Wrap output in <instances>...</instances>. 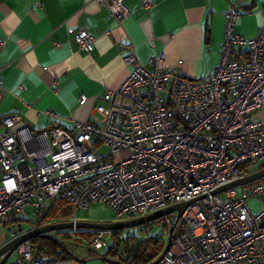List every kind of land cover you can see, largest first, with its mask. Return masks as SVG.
Masks as SVG:
<instances>
[{"label": "built area", "instance_id": "built-area-1", "mask_svg": "<svg viewBox=\"0 0 264 264\" xmlns=\"http://www.w3.org/2000/svg\"><path fill=\"white\" fill-rule=\"evenodd\" d=\"M95 2L117 20L129 13L123 0ZM150 4L142 0L144 7ZM223 15L219 61L211 73L187 77L162 66L161 54L141 62L130 45L123 60L131 69L94 105L96 114L40 132L48 138L44 156L36 153L39 144L30 146L15 130L19 115L0 112V225L9 218L7 239L47 223L76 221L79 210L95 203L117 220L206 193L183 209L155 264H264V177L210 193L264 160V121L252 118L264 109V24L245 36L234 29L237 8L229 5ZM73 39L84 51L93 48L86 29H76ZM4 42L0 37V48ZM252 198L260 202L257 212L248 205ZM54 202L53 219L45 221ZM27 215L23 226L17 220ZM175 215L162 216L167 234ZM108 233L95 230L87 246L99 249ZM9 257L2 264H70L36 254L29 238Z\"/></svg>", "mask_w": 264, "mask_h": 264}, {"label": "crops", "instance_id": "crops-1", "mask_svg": "<svg viewBox=\"0 0 264 264\" xmlns=\"http://www.w3.org/2000/svg\"><path fill=\"white\" fill-rule=\"evenodd\" d=\"M123 3L129 13L117 20L95 0H0V37L5 41L0 48V112L19 115L14 128L30 146L40 145L37 154L48 151L41 131L69 128L73 120L96 114L94 105L103 103L104 93L116 89L131 69L123 60L130 45L141 62L161 54L162 66L201 77L219 61L229 5L240 11L237 32L253 36L264 24V0H151L149 7L142 0ZM79 28L93 35L90 51L73 39ZM26 129L35 136L29 137ZM102 207L93 204L88 216L100 217ZM88 250L90 256L79 264L109 260L105 250Z\"/></svg>", "mask_w": 264, "mask_h": 264}, {"label": "water", "instance_id": "water-1", "mask_svg": "<svg viewBox=\"0 0 264 264\" xmlns=\"http://www.w3.org/2000/svg\"><path fill=\"white\" fill-rule=\"evenodd\" d=\"M26 132L31 133L29 129H26ZM45 141L46 138L44 137ZM46 146L48 147L47 143ZM262 177H264V160L261 163V167L258 168L255 171H252L246 175H244L241 178L235 179L233 181H230L228 183L222 184L220 186L215 187L210 191L211 194L220 192L222 190L236 187V186H244L246 184L256 182L260 180ZM206 193H203L197 197H194L189 200L179 201L176 203H173L171 205L165 206L161 209H158L156 211H153L151 213H148L146 215H141L137 217H131L127 219H121V220H90V219H78L76 221H58V222H52L47 223L41 226H38L33 229H29L23 233L18 234L17 236L6 239L0 244V264H2L11 254V252L16 248V246L24 239H28L35 235H44L49 236V232L51 230L55 229H61V228H78V229H95V230H112L116 228H125L135 225H140L142 223H145L147 221L157 219L159 217L164 216L165 214H168L172 211H176L175 218L173 220L172 225L168 229V234L166 238V242L164 245V250H166L171 242L172 239V232L174 225L179 218L181 212L183 209L191 202L195 201L198 198H201L205 196ZM87 251H89L87 249ZM157 261V258L154 259L150 264H155Z\"/></svg>", "mask_w": 264, "mask_h": 264}, {"label": "rangeland", "instance_id": "rangeland-1", "mask_svg": "<svg viewBox=\"0 0 264 264\" xmlns=\"http://www.w3.org/2000/svg\"><path fill=\"white\" fill-rule=\"evenodd\" d=\"M252 118L254 119H261L264 121V109L254 112L252 114ZM241 187H237V190H240ZM248 205L251 208L253 212H257L260 209V203L255 201L254 199H251L248 201ZM87 210H79L77 212V217L79 219H90V220H111L115 218L114 213L105 206L104 208H100V217H97L95 219H92L88 216ZM29 217L30 215L23 216L21 221V224L26 226L29 223ZM123 219L127 217H122ZM144 224V225H143ZM7 229V223H4L0 225V242H3L5 239H7L6 233ZM91 229H76L73 231L70 228H61V229H55L51 230L49 233L52 235V237L56 238L58 242L61 244V247L66 253V257L70 260V264H79L80 262L84 261L90 256L91 252H88V246L86 243V240L88 236L90 235ZM150 235H159L162 237L164 242H166L167 238V230L166 227L163 225V217H160L159 220L156 221V219L147 221L145 223H142L140 225L125 227L120 233V237L122 239L127 238L128 236H135L137 238H143ZM111 236L112 234H103L102 235V246L98 249V251H104L107 250L111 245ZM1 244V243H0ZM33 245V244H32ZM35 253L40 254L36 252V246H32ZM120 250V249H119ZM11 255L9 258H12Z\"/></svg>", "mask_w": 264, "mask_h": 264}, {"label": "trees", "instance_id": "trees-1", "mask_svg": "<svg viewBox=\"0 0 264 264\" xmlns=\"http://www.w3.org/2000/svg\"><path fill=\"white\" fill-rule=\"evenodd\" d=\"M57 210L55 202L51 206L44 220L50 221ZM159 218L156 219L159 220ZM9 218L5 219V223ZM21 222L20 219L17 220ZM144 225V224H143ZM83 229V228H82ZM123 228L110 230L111 245L105 250V255L109 260L120 264H150L157 256L163 252L165 242L159 235H150L143 238L128 236L125 239L120 237ZM31 245L36 246V252L50 256L66 257V253L58 240L49 233V236L35 235L29 238ZM61 249L58 253L57 249ZM120 249V250H119ZM37 254V253H36Z\"/></svg>", "mask_w": 264, "mask_h": 264}]
</instances>
